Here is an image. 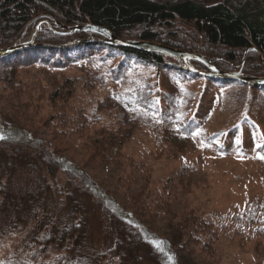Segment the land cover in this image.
I'll return each mask as SVG.
<instances>
[{"label": "trees", "instance_id": "1", "mask_svg": "<svg viewBox=\"0 0 264 264\" xmlns=\"http://www.w3.org/2000/svg\"><path fill=\"white\" fill-rule=\"evenodd\" d=\"M86 27L103 29L119 41L156 44L201 57L217 72L229 75L237 74L233 70L238 71L246 55L243 75L264 80V0H0L1 52L25 43L38 29L31 46L0 58V97L9 95L12 113L0 110V238L22 234L36 222L46 233L30 235L23 261L21 256H9L0 264H217L216 230L210 221L194 209L180 214L168 209L171 197L189 194L191 166H182L157 196L147 191L149 171L143 173L133 163L111 188L97 184L86 172L92 162L112 164L139 127L162 128L161 138L179 151L201 131L196 116L188 120L181 116L179 100H169L163 107L161 95L153 94L150 84L133 83L130 90L117 91L119 79L133 66L145 65L189 80L196 76L191 69L205 73L208 67L199 60L185 65L162 53L118 48L109 44L105 34L65 30ZM98 57L100 66L93 67L94 75L112 78L104 79L109 95L96 108L76 105L73 79L51 81L46 91L39 80L25 77L31 66L42 64L49 68L43 71L55 76ZM110 60L116 66L108 71ZM203 74L199 77L216 86L221 82L222 88L235 82L264 92V85ZM83 83V89L92 92L91 77ZM45 96L51 103L48 114L41 106ZM83 139L88 161L79 166L61 151ZM217 153H222L221 147ZM17 171L35 178L38 185L33 193L13 191L11 181ZM138 173L142 175L138 194L121 198L119 194L137 185ZM76 184L106 215L113 240L109 249L98 251L89 242L86 212L70 188ZM64 210L68 222L58 224L57 215ZM159 210L167 219L163 233L150 225Z\"/></svg>", "mask_w": 264, "mask_h": 264}, {"label": "rangeland", "instance_id": "2", "mask_svg": "<svg viewBox=\"0 0 264 264\" xmlns=\"http://www.w3.org/2000/svg\"><path fill=\"white\" fill-rule=\"evenodd\" d=\"M32 35L35 36L36 33ZM32 35L26 41H29ZM215 51L220 58L219 50ZM98 58L76 63L78 66H70L55 76L43 71L48 70V67H43L42 64L35 65L31 66L24 76L39 80L46 91V85L51 81L60 82L63 79L64 82L73 79L77 95L75 103L78 102L76 105L96 108L99 102L109 95L108 81L104 79L112 78V75L108 76V71L116 66V61L110 60L106 63L109 78L95 76L93 67L100 66L96 63L101 61L100 57ZM246 60L244 55L241 59V68L239 67L238 71L234 69L233 72L244 76L242 70ZM212 66L215 65L209 64V67ZM133 68L127 72L125 78L119 79L117 91L130 90L133 83L150 84L153 94L159 92L158 95H161L163 107H167L169 100L173 103H178L179 100L182 105L181 116L187 120L196 116L201 131L192 137L191 145L187 143L186 149L179 151L166 139L161 138L159 132L163 133L162 128L139 127L133 137L122 145L119 150L120 156L116 157L112 164L102 166L99 162H92L86 169L88 175L97 184L111 188L119 176L123 177L129 173V164L133 163L143 173L149 171L151 184L147 191L157 196L165 182L182 166H191L193 175L188 179L192 180V186L188 188L189 194L178 193L171 197L168 209L178 214L184 210L194 209L198 216L210 221L216 230L213 248L217 264H264V159L261 158L264 157V92L253 90L251 86L242 87L235 82L228 88H222L224 85L221 82L216 83L219 84L216 86L199 77L200 73H204L199 68L195 69V80L183 77L177 79L175 73H164L163 70L159 71L145 65H135ZM209 73L208 70L203 75L208 76ZM86 77H91L94 82L92 92L83 89L84 83H81ZM81 79L82 82L79 81ZM234 79L242 81L239 78ZM164 83H167L165 88ZM169 89L171 93L168 92ZM46 99L45 96V101L41 105L43 114L50 111L51 103ZM9 100L7 93L0 97V110L5 114H12ZM204 140L216 142L206 144ZM84 142L83 139L71 143L61 152L75 164L85 166L88 158L83 154ZM220 147L222 153L219 154L217 149ZM175 151L180 152V155H174ZM136 176H139L137 185L127 193L119 194L121 198H131L138 194L142 175L138 173ZM36 182L33 176L17 171L11 184L13 191L33 193L38 185ZM70 188L74 189L75 198L86 212L89 242L98 251L109 249L113 240L106 215L95 200L83 192L84 188L80 184ZM48 199L50 200V196ZM49 200H46L48 206ZM66 214L67 211L64 210L57 215L58 224L66 220ZM166 220L163 210H159L158 214L150 219V225L163 233L166 230ZM34 233L42 237L46 235L42 230V224L36 222L29 223L22 234L1 237L0 261L9 256L19 258L21 256L23 261L30 243V235Z\"/></svg>", "mask_w": 264, "mask_h": 264}, {"label": "water", "instance_id": "3", "mask_svg": "<svg viewBox=\"0 0 264 264\" xmlns=\"http://www.w3.org/2000/svg\"><path fill=\"white\" fill-rule=\"evenodd\" d=\"M67 31H69L71 33L76 32V31H90V32H95V33H103L109 37V39H110L109 44L116 46V47L133 49V50L146 52V53L158 52V53H162L168 57H173V58L179 59L183 63H185V60H193V59L199 60V61L205 63L207 66H209V63L203 61V59L201 57L192 56V55H189V54H186L183 52H179L176 50H172L169 48H165V47H162V46L156 45V44L141 43V42H136V41H134V42L119 41V40L115 39L114 37H112L107 31H105L103 29H99V28H92V27L68 28ZM24 47H26L25 44L19 45L15 48H11V49L6 50V51H2V52H0V57L8 55L17 49L24 48ZM211 71H214V69H211ZM219 75L220 76H227L225 74H219ZM228 77L239 78L245 83L264 84V80H262V79H255V78L245 77V76H240V75H233V76H228Z\"/></svg>", "mask_w": 264, "mask_h": 264}, {"label": "snow or ice", "instance_id": "4", "mask_svg": "<svg viewBox=\"0 0 264 264\" xmlns=\"http://www.w3.org/2000/svg\"><path fill=\"white\" fill-rule=\"evenodd\" d=\"M0 138H3V137H0ZM262 159H264V157H261Z\"/></svg>", "mask_w": 264, "mask_h": 264}]
</instances>
